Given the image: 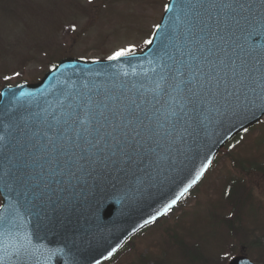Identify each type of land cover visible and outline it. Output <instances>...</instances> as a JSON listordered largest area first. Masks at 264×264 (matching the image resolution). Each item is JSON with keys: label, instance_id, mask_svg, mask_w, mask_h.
I'll return each instance as SVG.
<instances>
[{"label": "water", "instance_id": "obj_1", "mask_svg": "<svg viewBox=\"0 0 264 264\" xmlns=\"http://www.w3.org/2000/svg\"><path fill=\"white\" fill-rule=\"evenodd\" d=\"M262 74L264 0H170L143 53L2 90L0 264L111 259L264 117Z\"/></svg>", "mask_w": 264, "mask_h": 264}, {"label": "rangeland", "instance_id": "obj_2", "mask_svg": "<svg viewBox=\"0 0 264 264\" xmlns=\"http://www.w3.org/2000/svg\"><path fill=\"white\" fill-rule=\"evenodd\" d=\"M167 2L0 0V89L6 84L38 83L50 65L63 57L107 60L124 48L142 51L158 27ZM263 137L264 126H260L244 135L241 145L231 153L222 152L184 204L159 226L139 236L135 248L126 251L116 264H188L172 245L181 240L200 246L207 261L198 264H227L238 252L264 264V206L256 220L245 216L239 222L236 214L230 222L241 227L236 234L224 222V217L231 216L224 206L225 186L240 172L233 168L228 153L248 164L264 162ZM254 178L257 188L252 189V195L256 191V202L264 204V179L260 175Z\"/></svg>", "mask_w": 264, "mask_h": 264}, {"label": "trees", "instance_id": "obj_3", "mask_svg": "<svg viewBox=\"0 0 264 264\" xmlns=\"http://www.w3.org/2000/svg\"><path fill=\"white\" fill-rule=\"evenodd\" d=\"M239 139L236 141L238 143ZM234 161V159H233ZM244 168L252 173L263 175L264 176V165L253 163L247 168V165L243 164ZM243 175L245 173L243 172ZM235 181L230 180L227 189H226V200L228 201L229 207L231 209V218L227 222L228 229L231 233L236 234V231L240 232L241 227H234L230 224L232 220L238 215L237 221L242 222L245 218V213L247 211L248 215H251L259 210L261 203L254 201V198L251 194V186L244 179H235ZM184 255H186L184 253ZM188 259L187 257H185ZM190 260V259H189ZM202 262V261H201Z\"/></svg>", "mask_w": 264, "mask_h": 264}, {"label": "snow or ice", "instance_id": "obj_4", "mask_svg": "<svg viewBox=\"0 0 264 264\" xmlns=\"http://www.w3.org/2000/svg\"><path fill=\"white\" fill-rule=\"evenodd\" d=\"M146 43L151 44L152 41L149 40V41H146ZM134 52H135V49H134L133 47L124 48V49H121V50L115 52L112 56L109 57V59H110V60L119 59L120 57H124V56L131 55V54H133ZM17 75H19V74L17 73ZM262 77H264V74H262ZM5 78L7 79V77H5ZM261 82L264 83V78H262ZM190 102H191V101H190ZM245 131H247V130H245ZM198 175H199V174H198ZM193 183H195V181H193ZM187 190H188V189L186 188L184 191L187 192ZM182 195H183V193H181V196H182ZM175 203H176V200H173V201H171L170 204L166 205V207H165V209H164V212H167V211L172 207V205H174ZM158 215H161V213H157V216H158ZM156 218H157L156 216H153V217L151 218L150 221H145V223H146V224H147V223H150V222L156 220ZM25 239H26V238H25ZM29 254H30V253H29V249H28L24 244H20V246L17 248V251H16V253H15V255H16L18 258H20V257H22V256H27V255H29ZM51 255H54V253H51L50 256H51ZM49 258H50V257H49ZM0 259H3V258L0 257Z\"/></svg>", "mask_w": 264, "mask_h": 264}]
</instances>
